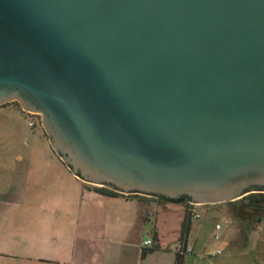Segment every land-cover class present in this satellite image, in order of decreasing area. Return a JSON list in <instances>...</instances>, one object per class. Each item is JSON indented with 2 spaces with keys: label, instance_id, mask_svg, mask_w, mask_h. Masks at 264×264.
<instances>
[{
  "label": "water",
  "instance_id": "water-1",
  "mask_svg": "<svg viewBox=\"0 0 264 264\" xmlns=\"http://www.w3.org/2000/svg\"><path fill=\"white\" fill-rule=\"evenodd\" d=\"M85 181L194 203L264 190V0H0V105Z\"/></svg>",
  "mask_w": 264,
  "mask_h": 264
},
{
  "label": "rangeland",
  "instance_id": "rangeland-1",
  "mask_svg": "<svg viewBox=\"0 0 264 264\" xmlns=\"http://www.w3.org/2000/svg\"><path fill=\"white\" fill-rule=\"evenodd\" d=\"M12 103L0 106V190L9 182L10 174L13 175L12 165L18 162V155L32 158L37 170L35 193L39 195L40 206L47 209L58 206L61 209L60 216L50 219L51 231L62 235L61 246H68L80 233L84 234L80 228H84L83 223L88 221L86 207H93L95 215L102 210V207L90 202L88 196L89 193H98L95 188L103 185L76 176L54 150L41 115L27 111L17 100ZM6 162L12 168L6 170ZM159 198L164 202L160 205L159 220L153 221L159 228L169 230V237L162 240L163 246L152 252V257L156 260L155 264H170L177 257V249L184 243L181 240L177 242L178 231L183 224L178 213L168 211L177 209L178 204ZM121 202L126 205L122 199ZM106 206L111 216L120 207V202L110 200ZM198 210L201 217L192 218L193 229L188 240V247L193 251L187 253L185 264H264V217L257 219L263 211L255 214L247 212L242 198L202 204ZM225 219H228L226 223ZM45 225L47 227L49 223ZM152 227V224H146L145 230L140 233L141 240H154ZM218 249H222V253L215 255ZM45 254L50 256L47 252ZM54 256L61 258L58 253Z\"/></svg>",
  "mask_w": 264,
  "mask_h": 264
},
{
  "label": "crops",
  "instance_id": "crops-1",
  "mask_svg": "<svg viewBox=\"0 0 264 264\" xmlns=\"http://www.w3.org/2000/svg\"><path fill=\"white\" fill-rule=\"evenodd\" d=\"M8 104L14 103L0 106ZM17 160L12 165L15 168L6 162V170L12 168L13 175L10 174L9 182L0 190V264H155L152 252L163 246L162 240L169 237V230L159 228L153 221L159 220L162 199L144 194L112 197L89 193L88 200L102 210L95 215L93 207H86L88 221L83 223L84 228H80L84 234L80 233L74 243L61 246L62 235L51 231L50 223L51 217L60 216L61 209L58 206L51 209L40 206L39 195L35 193L37 170L34 160L24 155H18ZM110 200L120 202V207L111 216L107 206L104 207ZM168 211L178 213L183 222L182 210ZM263 217L257 215V219ZM46 223H49L47 227ZM146 224L153 225L154 240L151 244L145 243L150 238L140 239ZM192 224L188 239L183 240V245L176 251L177 256L182 248L189 246ZM180 239L181 230L178 231L177 242ZM46 252L50 256H44ZM57 253L61 258L54 256ZM187 253L183 254L182 264H185ZM176 259L170 264H177Z\"/></svg>",
  "mask_w": 264,
  "mask_h": 264
},
{
  "label": "trees",
  "instance_id": "trees-1",
  "mask_svg": "<svg viewBox=\"0 0 264 264\" xmlns=\"http://www.w3.org/2000/svg\"><path fill=\"white\" fill-rule=\"evenodd\" d=\"M95 191H97L99 194H102L105 196H112V197L124 196L123 193H120V192L116 191L115 189H112V188H109L106 186L96 187ZM184 199H185L184 197L180 198V200H184ZM242 199H243L244 203L247 205V207H251L252 209H254L256 211H263L262 215H264V193H249V194L245 195L244 197H242ZM190 227H191L190 225L187 226L186 228L183 227L180 240L183 241L185 239H188V235H189L188 231L190 230ZM151 250L153 251L154 248H151ZM176 261H177V264L183 263V254L182 253H178Z\"/></svg>",
  "mask_w": 264,
  "mask_h": 264
},
{
  "label": "flooded vegetation",
  "instance_id": "flooded-vegetation-1",
  "mask_svg": "<svg viewBox=\"0 0 264 264\" xmlns=\"http://www.w3.org/2000/svg\"><path fill=\"white\" fill-rule=\"evenodd\" d=\"M13 101H15V100H13ZM10 102H12V101H10ZM7 103H9V102H7ZM4 104H6V103H4ZM252 191H254L255 193H264L263 189L252 190ZM247 194H249V192ZM162 198L167 200V201H172V202L178 204L179 210H182V213H183V218H184L183 222H182L183 227L186 228L189 225L191 226L192 218H194L193 217V209H192V205H191L192 201H190L189 199H187L185 197H184L185 198L184 200H180V198L179 199H167V198H164V197H162ZM247 212L255 214V213L259 212V211H256V210L252 209L251 207H247ZM182 230H183V228L181 229V232H182ZM190 230H191V227H190ZM190 230L188 231L189 233H190Z\"/></svg>",
  "mask_w": 264,
  "mask_h": 264
},
{
  "label": "built area",
  "instance_id": "built-area-1",
  "mask_svg": "<svg viewBox=\"0 0 264 264\" xmlns=\"http://www.w3.org/2000/svg\"><path fill=\"white\" fill-rule=\"evenodd\" d=\"M191 205H192V209H193V217L194 218H200L201 217V213L197 210V207L198 206H200V205H202V204H199V203H194V202H191ZM230 222V221H229ZM219 227V226H218ZM146 244H151L152 243V240H147L146 242H145ZM192 252L193 251V249L192 248H190V247H184V248H182L181 250H180V253H182V254H184L185 252ZM222 253V249H218L217 251H215V255H220ZM213 264H217V263H213Z\"/></svg>",
  "mask_w": 264,
  "mask_h": 264
}]
</instances>
